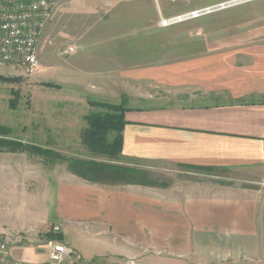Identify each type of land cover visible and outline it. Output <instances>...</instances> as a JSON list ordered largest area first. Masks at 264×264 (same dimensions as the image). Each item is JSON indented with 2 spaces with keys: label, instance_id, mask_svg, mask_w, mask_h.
Instances as JSON below:
<instances>
[{
  "label": "crops",
  "instance_id": "crops-1",
  "mask_svg": "<svg viewBox=\"0 0 264 264\" xmlns=\"http://www.w3.org/2000/svg\"><path fill=\"white\" fill-rule=\"evenodd\" d=\"M157 67L138 78L163 93L121 96L130 105L114 164L148 174L223 170L231 181L90 180L45 164L32 186L18 177L4 189L21 206L9 227L0 219V236L21 245L10 250L17 261H47L45 245L16 236L49 238L58 223L76 264H264V46Z\"/></svg>",
  "mask_w": 264,
  "mask_h": 264
},
{
  "label": "rangeland",
  "instance_id": "rangeland-1",
  "mask_svg": "<svg viewBox=\"0 0 264 264\" xmlns=\"http://www.w3.org/2000/svg\"><path fill=\"white\" fill-rule=\"evenodd\" d=\"M228 1L232 0H61L42 26L37 65L0 68V125L8 126L13 137L59 152L64 159L55 164L68 165L69 160L114 164L117 157L98 154L83 143L87 116L106 111L90 102L128 106L130 99H121L127 89L131 94L164 92V86L138 78L157 66L226 49L264 46V0L212 9L167 26L162 23L163 18ZM114 136L109 134L110 139ZM44 162L40 156L0 147V219L9 218L4 222L8 227L21 206L19 198L4 189L18 177L32 186L35 170L49 164ZM204 175L225 181L233 177L223 170L185 169L152 171L148 178L169 184L175 178ZM16 238L23 241L26 236L22 232ZM9 244L10 250L21 246ZM10 256L17 261L11 252Z\"/></svg>",
  "mask_w": 264,
  "mask_h": 264
},
{
  "label": "built area",
  "instance_id": "built-area-1",
  "mask_svg": "<svg viewBox=\"0 0 264 264\" xmlns=\"http://www.w3.org/2000/svg\"><path fill=\"white\" fill-rule=\"evenodd\" d=\"M61 0H0V68L5 66H34L38 63V42L42 26L51 17ZM211 7L196 9L172 18H163L167 26L186 19L198 18L211 11ZM51 232L60 234L61 225L54 223ZM25 240L37 246L45 245L48 260L37 264H76L74 253L65 242L35 234ZM9 241L0 236V264H28L10 256Z\"/></svg>",
  "mask_w": 264,
  "mask_h": 264
},
{
  "label": "trees",
  "instance_id": "trees-1",
  "mask_svg": "<svg viewBox=\"0 0 264 264\" xmlns=\"http://www.w3.org/2000/svg\"><path fill=\"white\" fill-rule=\"evenodd\" d=\"M48 85L58 86L48 83ZM15 99L10 100L11 106L15 105ZM93 106L105 108L106 111H93L87 116L89 127L83 134V143L94 152L112 158L119 157L122 152L123 137L122 132L125 125L124 103L111 104L101 101L90 102ZM115 133L110 139L109 134ZM0 147L9 152H28L35 156H40L49 164L61 161L64 158L56 151L46 148L37 143L24 142L11 135L8 126L0 125ZM69 168L76 174L84 178L124 181L128 183H149L148 173L128 166L96 162L92 160H69ZM49 239L62 240V235L49 231Z\"/></svg>",
  "mask_w": 264,
  "mask_h": 264
},
{
  "label": "water",
  "instance_id": "water-1",
  "mask_svg": "<svg viewBox=\"0 0 264 264\" xmlns=\"http://www.w3.org/2000/svg\"><path fill=\"white\" fill-rule=\"evenodd\" d=\"M245 1H248V0H232V1H228V2H225V3L219 4V5H215V6L212 7V9L216 10V9H219V8H222V7L238 4V3H241V2H245Z\"/></svg>",
  "mask_w": 264,
  "mask_h": 264
}]
</instances>
